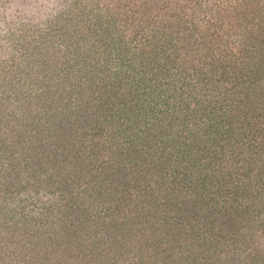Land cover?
<instances>
[{
  "label": "rangeland",
  "instance_id": "374dc122",
  "mask_svg": "<svg viewBox=\"0 0 264 264\" xmlns=\"http://www.w3.org/2000/svg\"><path fill=\"white\" fill-rule=\"evenodd\" d=\"M108 1L0 0V264H264V0L224 6L215 43L226 72L216 59L197 79L216 103L195 100L185 113L159 91L170 77L126 52L129 39L118 34L126 14ZM155 1L140 25L162 38L160 53L176 48L168 34L187 35L183 45H192L196 7ZM199 1L205 17L195 26L211 16ZM136 38L130 46L143 41ZM123 60L129 74L153 69L144 80L152 77L158 91L142 119L160 118L162 140L149 153L157 127H119L126 120L119 95L144 98L115 81ZM184 128L187 137L174 139ZM212 168L213 182L200 180ZM132 182L130 211L120 214L116 202L111 210L103 191ZM98 218L112 220L116 232Z\"/></svg>",
  "mask_w": 264,
  "mask_h": 264
},
{
  "label": "trees",
  "instance_id": "16d2710c",
  "mask_svg": "<svg viewBox=\"0 0 264 264\" xmlns=\"http://www.w3.org/2000/svg\"><path fill=\"white\" fill-rule=\"evenodd\" d=\"M112 1V0H109ZM108 1V2H109ZM150 1L144 5H135L136 3L133 2L132 0H113L111 6H115L116 10H119V13L122 15H125L123 17V19L125 20V22H127V24L124 22V20H121L120 22L122 23L120 32H118L119 34V38L123 39V38H127L129 39L128 42H125L124 44V49L126 50V52H132L131 55H133L135 52L137 53H141V55L143 56V58L145 57L147 62L145 65H155V67H157L156 69L165 72L170 79L168 80V82L170 81V83H164L163 87L159 89L160 92H163L166 95V99L165 102L166 103H170L171 107H174L175 110L185 113V111H188V103L190 104H196L197 102H193L195 100L197 101H203V99H207V105L212 104V103H216L215 101L209 100L206 95L209 98H212V94L209 91H207L208 93L206 94V92L202 89L199 88V86L197 85V79L200 80H204V76L205 75V71L207 70V67L209 68V66L214 62V60L219 59L222 67L224 69V71L226 72L225 69V58L226 56H224V53L218 48V43H215V41L219 40V26L224 25L223 20H220V17H224V15H228L226 11H228L227 9L224 10V6L226 7H230L231 8V2L230 0H204L205 3H207V5L210 6L211 8V16L210 18H206V20L204 22L199 23V26H195L193 24L194 20H200L199 16L204 15L205 17V12L200 11L202 8L201 2L199 0H187L185 2V4H181L183 7L184 5L197 9L195 10H191V12L189 13V16L192 17V26H193V32L191 34L188 35V37L190 35H194L196 38L193 40V44L188 46V45H183L184 41H186L187 35L186 36H176V35H169V37H171L173 40H176V48L173 50H170L168 52H165L164 54H161L160 52L161 49H166L165 48V44L162 43L163 40L162 38L158 37V34L152 35V36H146L148 33H151L152 31L149 28H145V26H141L140 25V21L141 19H143L144 17H147L149 15H152V10L154 11L156 8H154L156 1L155 0H147ZM125 3H132V5H130V9L128 10V5H126ZM122 6L127 7L126 9H123ZM135 7H137L136 11H134L133 9H135ZM206 8V7H205ZM140 10H143L142 13H140ZM178 14V13H175ZM231 14V13H230ZM229 14V15H230ZM231 17V16H230ZM211 21V24L210 22ZM228 21H230V18L228 16ZM180 23H183L180 22ZM184 24V23H183ZM229 25V28L231 26V24H227ZM216 27L218 30L213 29V27ZM229 28H226L227 32H229ZM124 29H129L130 33H125ZM200 31H198V30ZM177 32L174 31V34ZM140 35V39H143V41H141L139 44L134 45V46H130L131 43H135V41H137V36ZM218 38V39H217ZM125 41V40H124ZM122 41V43L124 42ZM167 45V44H166ZM188 46V47H187ZM186 48V49H185ZM231 49V47H229ZM167 51V50H166ZM160 53V54H159ZM141 56V57H142ZM158 57H162V58H158ZM110 61H112L111 59H109ZM123 63L124 60L121 61L119 63L120 68L115 71L114 73L118 76L116 78V82L120 83V84H124L127 82V88L130 87H138L141 89L142 93L141 96L144 98H140L139 96L136 95V93H133L129 90L130 93L134 94V98L130 97V96H124L121 92L120 95L117 94V92H111L109 93L111 95V97H117L119 95V100L118 102L121 103L120 106L122 107V110H120V112H124V113H120L118 116H124L123 119H126L125 121H122L124 123L121 122V126L124 127V132H126L127 130H129L130 132L136 131L137 128H142V127H150V128H158L159 133L152 137H148V138H152V143H149L148 146L146 147V153L151 152V147L152 146H157L156 144L162 140V138L160 137V135L162 136V133L160 132V127L161 124L160 123V118L158 119H150L148 121H144V119H142V111H143V115L146 116V114H152L151 112H146L144 113V109L146 108L147 105H149V103H152L155 96V94H153L157 89L153 88V80L152 77L147 78V81L144 80L145 73L149 72L151 73V71L153 69H149L146 70L144 72L141 73H133V74H129L125 69H123ZM173 69V71H172ZM154 74V73H152ZM202 74V75H201ZM129 77H132V80H129ZM130 82H134L133 84H130ZM206 83V82H205ZM174 86V87H172ZM159 87V86H158ZM112 88V87H111ZM158 91V90H157ZM127 92V89L126 91ZM123 92V93H125ZM129 94V93H128ZM160 97V95H159ZM164 97V96H163ZM170 99V101L168 99ZM145 104V107L143 106V104ZM156 104V103H154ZM114 106V102L110 103V107L112 108ZM140 107V108H139ZM173 110V108H171ZM105 110V109H104ZM156 114H158L156 112ZM174 113L172 114V123L175 121V118L173 117ZM141 118V119H140ZM170 118V117H169ZM168 118V119H169ZM122 119V120H123ZM183 121V120H182ZM187 122V121H186ZM157 123V124H156ZM170 122V124H172ZM183 123V122H182ZM193 127V125H192ZM179 134V136H177L176 134ZM175 134L174 139L181 141V138H186L188 133V130L186 128L183 129V132L181 133V131H177ZM152 144V145H151ZM139 153H143L142 150H139L137 152L138 154V159H141V155H139ZM146 156V155H145ZM136 157V159H137ZM150 159L151 156H148ZM144 160V159H143ZM155 160V159H154ZM152 162V160H150V164H152V166H155L154 164L156 161ZM145 161V160H144ZM149 164V165H150ZM125 163L122 164L121 169H123L125 167ZM159 166V165H156ZM219 168V167H218ZM217 168V169H218ZM212 171L213 168L209 170V172L200 180H207L209 182H213V175H212ZM62 179H65L66 174L64 172H61L60 175ZM224 177V175H222ZM95 180V179H94ZM147 181V180H146ZM145 181V182H146ZM220 183V181H219ZM221 183L223 184V179L221 181ZM221 183L219 185H221ZM95 184L97 185L98 183L95 182ZM132 186L130 187H119L116 188L114 191L112 190H108L107 192L103 191V197L105 200H107L108 207L111 206V204H114L115 202V207L117 205V211L120 212V214H124L130 211L131 208H127V204L126 203H130L133 201V191L135 189L136 183L132 182L131 183ZM145 186V185H144ZM150 186V184H148V187ZM211 186V185H210ZM141 187V186H139ZM209 187V186H208ZM207 188V187H205ZM133 189V190H132ZM148 189L146 187H141V193L144 192V194L142 195L143 198L148 199L151 197L147 196L146 192ZM207 190H210V187L207 188ZM153 191V189H152ZM210 192V191H209ZM141 194L138 195L139 198L142 199ZM149 200V199H148ZM119 202V203H118ZM112 207V206H111ZM142 207V206H141ZM114 209L113 207L111 208V210ZM129 209V211H128ZM143 207H142V211H143ZM116 212V210L114 211ZM146 212H148V209H146L145 211H143L144 213V217L143 220L148 221L149 220V216ZM142 213V212H141ZM226 217L227 219L232 221H234V219L236 218L234 214V209H229L226 211ZM86 216V215H85ZM91 216V215H89ZM158 215H155V217L157 218ZM99 217V216H98ZM99 223L98 226H102L105 229H107V231H110L112 233L116 232L117 228L114 226V222L110 219L106 220V219H100L98 218ZM141 220V219H140ZM141 220V221H143ZM228 220V221H229ZM251 223L255 224L256 221L254 220V222L251 221ZM92 227V226H91ZM90 228V227H89ZM69 229V228H68ZM92 229V228H90ZM96 232V231H95ZM61 236V235H60ZM65 235L62 234V237L64 238ZM57 239L61 240L59 236H57ZM70 239H72V237H70ZM64 246H69L68 242L66 245Z\"/></svg>",
  "mask_w": 264,
  "mask_h": 264
}]
</instances>
